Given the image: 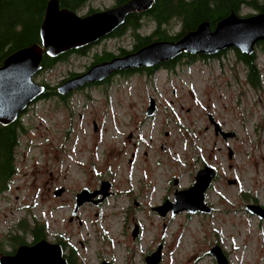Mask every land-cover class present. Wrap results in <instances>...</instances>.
<instances>
[{"label":"rangeland","instance_id":"rangeland-1","mask_svg":"<svg viewBox=\"0 0 264 264\" xmlns=\"http://www.w3.org/2000/svg\"><path fill=\"white\" fill-rule=\"evenodd\" d=\"M112 3L91 0L78 13ZM253 13L257 10L241 9L243 16ZM151 25L145 22L141 31L148 33ZM132 42L129 32L106 35L85 54L71 53L33 78L55 85L70 72L84 71L95 52L131 49ZM263 46L257 42L254 48L259 88L228 48L151 74L115 73L104 83L73 90L65 100L32 101L20 116L25 132L16 172L0 194V239L23 217L43 222L48 240L60 236L64 254L72 253L75 264H146L145 256L159 245L154 264H223L209 251L214 244L228 264H264V218L246 208L264 207ZM150 96L155 110L148 115ZM211 119L234 134L216 133ZM205 164L216 171L205 193L210 211L154 209L173 201L176 189L189 187ZM104 179L111 183L105 198L74 211L75 194L98 188Z\"/></svg>","mask_w":264,"mask_h":264},{"label":"water","instance_id":"water-1","mask_svg":"<svg viewBox=\"0 0 264 264\" xmlns=\"http://www.w3.org/2000/svg\"><path fill=\"white\" fill-rule=\"evenodd\" d=\"M153 1L127 0L105 9L80 14L61 7L59 0H48L39 26L40 41L10 53L0 63V123L14 122L44 92L45 85L33 78L40 70L44 52L56 56L89 45L119 27L128 13L149 9ZM260 40H264V11L246 16L230 13L217 21L213 28L205 20L176 40H153L133 51L95 62L84 71L63 79L57 84L56 91L62 95L68 94L86 84L102 81L114 72L155 66L181 53L214 55L234 47L250 54ZM154 110L155 100L150 96L146 114L150 115ZM211 121L215 132H220L224 138L234 134L221 129L216 121ZM215 173L214 167L203 165L196 171L189 187L176 189L173 201L166 200L154 209L161 214L168 209L173 212L182 209L189 212L210 211L211 207L205 202V192ZM110 186V181L104 179L96 189H80L75 195L74 211L86 201H102L109 193ZM62 190L63 187H60L54 193L59 194ZM246 208L264 218V207L260 204L249 203ZM160 248L159 245L150 255L145 256L146 264H154L159 260ZM209 251L218 263L228 264L218 244L211 246ZM0 264H69V261L61 243L42 238L31 244H19L13 253H0ZM101 264L110 263L103 260Z\"/></svg>","mask_w":264,"mask_h":264},{"label":"trees","instance_id":"trees-1","mask_svg":"<svg viewBox=\"0 0 264 264\" xmlns=\"http://www.w3.org/2000/svg\"><path fill=\"white\" fill-rule=\"evenodd\" d=\"M47 1L48 0H0V63H2L5 57L10 53L30 45L31 43L40 41L39 26L44 15ZM89 1L91 0H59V4L61 7H67L78 12L87 6ZM112 1V5H116L127 0ZM243 6L255 9L257 12L264 11V0H154L149 9L128 13L124 22L107 35L112 37L122 36L127 32L131 33L133 40L132 48L127 49L125 47H119L118 52L106 49L95 52L93 60L87 68L95 62L110 59L115 55H122L133 51L153 40H176L184 33L195 29L200 22L205 20H207L213 28L217 21L230 13L243 16L241 14ZM94 10L97 9L90 7L86 13ZM145 22H151L152 24V28L148 33L141 31ZM176 24L178 25L177 30L170 32L169 30H171V28ZM258 43H262L263 45L264 40H260ZM90 46L91 44L60 53L56 56H50L44 52L40 61L39 71L42 72L44 70L51 69L59 61L67 59L68 55L71 53L85 54ZM232 49L235 51L238 60L243 62L245 65L247 80L249 83L254 88L261 87L262 75L257 65V54L255 50L250 54H245L237 48L233 47ZM220 54L221 52L214 54V56H219ZM207 56L214 57L213 55L205 54L181 53L175 58L163 62L160 64L161 66L154 67L153 69H150V71L145 72L151 74L156 68H172L183 58H186V62H191L196 58H207ZM141 68L143 67L120 70L112 73L111 75L115 73H131L137 70L143 71ZM77 73L79 72H70V76ZM110 76L106 77L102 81L92 82L89 84L96 85L104 83L110 78ZM41 83L45 85V90L35 100L39 98H48L54 95L60 96L59 98L61 100L67 99H63L62 97L67 94L62 95L56 91L58 83L55 85H51L45 81H42ZM22 112L14 122L8 124L0 123V194L8 188L10 181L16 172L15 154L17 146L20 143V135L25 132L20 119ZM28 236L33 238V241L47 238L45 224L41 221H37L36 219L30 223L27 219L23 217L20 218L15 225L14 230L9 231L3 239H0V252L10 253L19 244L28 243ZM57 242L64 245L60 236H58ZM4 244H7L8 247L12 248V250L6 251ZM65 255L67 256L69 264H75L72 253Z\"/></svg>","mask_w":264,"mask_h":264},{"label":"flooded vegetation","instance_id":"flooded-vegetation-1","mask_svg":"<svg viewBox=\"0 0 264 264\" xmlns=\"http://www.w3.org/2000/svg\"><path fill=\"white\" fill-rule=\"evenodd\" d=\"M220 53V52H219ZM221 53H222V51H221ZM214 56V55H213ZM208 57V56H207ZM210 57H212V56H210ZM203 58V57H202ZM162 64V63H161ZM159 67V66H161L160 64H158V65H155V66H150V67H147V68H141L142 70H144V71H150V69H153L154 67ZM138 71V70H137ZM81 88V87H80ZM78 89V88H77ZM72 93V91L70 92V93H68L67 95H64V96H62L63 97V99L64 98H68V96L70 95ZM54 96H56V95H54ZM57 97H60V96H57ZM215 169V168H214ZM83 188H87V187H83ZM96 189V188H95ZM76 195V194H75ZM37 241V240H36ZM36 241H33V238H29V240H28V243H34V242H36ZM50 241V240H49ZM52 242H57V240L56 241H52ZM17 247V246H16ZM15 250V249H14ZM13 250V251H14ZM13 251L12 252H10V253H13Z\"/></svg>","mask_w":264,"mask_h":264},{"label":"bare ground","instance_id":"bare-ground-1","mask_svg":"<svg viewBox=\"0 0 264 264\" xmlns=\"http://www.w3.org/2000/svg\"><path fill=\"white\" fill-rule=\"evenodd\" d=\"M209 187V186H208ZM206 193V192H205Z\"/></svg>","mask_w":264,"mask_h":264}]
</instances>
